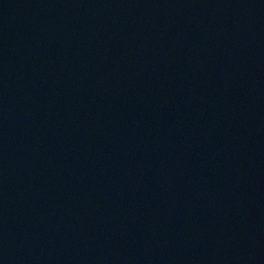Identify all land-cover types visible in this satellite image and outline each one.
<instances>
[{
  "label": "water",
  "instance_id": "water-1",
  "mask_svg": "<svg viewBox=\"0 0 264 264\" xmlns=\"http://www.w3.org/2000/svg\"><path fill=\"white\" fill-rule=\"evenodd\" d=\"M0 264H264V0H0Z\"/></svg>",
  "mask_w": 264,
  "mask_h": 264
}]
</instances>
